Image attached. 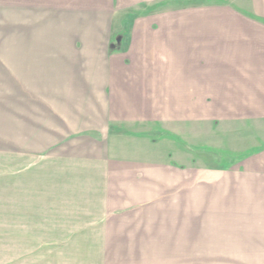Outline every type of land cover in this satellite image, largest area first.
Instances as JSON below:
<instances>
[{
	"label": "crops",
	"instance_id": "0c3cea01",
	"mask_svg": "<svg viewBox=\"0 0 264 264\" xmlns=\"http://www.w3.org/2000/svg\"><path fill=\"white\" fill-rule=\"evenodd\" d=\"M125 1L19 2L64 20L77 42L98 28L77 58L93 59L94 72L75 89L79 107L90 100L100 116L77 112L85 125L66 136L68 119L53 115L50 146L0 147V264H264V145L213 167L177 130L195 120L264 124V4L253 13L223 0L151 15L130 7L113 40ZM178 1L190 0H143ZM163 123L170 136L156 135Z\"/></svg>",
	"mask_w": 264,
	"mask_h": 264
},
{
	"label": "rangeland",
	"instance_id": "374dc122",
	"mask_svg": "<svg viewBox=\"0 0 264 264\" xmlns=\"http://www.w3.org/2000/svg\"><path fill=\"white\" fill-rule=\"evenodd\" d=\"M207 1L211 5L214 3L213 0H190L153 8L150 6L152 4L143 2V0L137 2L126 0V4L122 5L124 8L120 11L115 10L112 14V38L116 33L125 29L121 25L126 17L125 10L130 7H133L137 13L145 12L151 15L156 10L155 13H168L172 8H178L179 12L180 8H185L182 11L191 7L201 9V7L207 6ZM223 1L248 13H253V9L259 11V4H264V0ZM19 2L20 0H0V147L43 149L50 146L51 142L58 141L57 138L51 139L46 132L49 127L51 131L53 130L51 122L56 120L55 117H53L54 120L51 118L53 115H62L68 119L66 123L60 124V126L63 125L65 131L62 134L66 136L74 131L78 132L85 125L78 121L79 119L76 117L78 114L81 115L82 112H85V116L88 114L95 117L100 116L99 108L89 105L92 103L90 100H86L87 106L84 110L79 107L78 104L83 102L80 100L82 95L79 94V90L75 89L83 81V72H94L93 59L87 56L79 62L77 58L89 53L91 33L98 31V28L92 27L87 38H83V41L80 39L82 42H77L74 40V36L77 37L73 32L74 28L63 24L64 20L53 17L43 19L39 11L35 12V9L31 8L26 9ZM149 9H152V12H149ZM188 17H190L189 14L178 13V18ZM99 33L98 31L97 34ZM120 41L121 39L118 38L116 44L120 45ZM114 52L115 49L111 51V54ZM28 62H34V64L27 65ZM64 81L66 84L63 83ZM201 109V107L194 108L195 113H201ZM79 111H82L81 114L77 113ZM95 112H97V116ZM60 118L62 117L60 116ZM219 125L221 126L219 127ZM263 125L218 124L217 122L205 123L195 120L191 123L177 125V130L179 134L182 131L184 136L187 133L188 136L193 137V142H191L193 154L198 155L199 159L202 155H207L203 161L206 162L205 165L223 167L225 165L219 166V159L221 162L228 163L226 165L228 166L240 157L238 155L240 149L247 148L246 153H250V146L253 145L256 148L255 145L258 144L260 148L264 145V138L261 137L264 136V131H261L264 130ZM130 126L131 129L150 131L147 126L142 127L141 124H131ZM251 126H256L253 131H256L254 136L257 134V141L247 138ZM159 127L161 128H155L156 135L159 136V132H163V135L167 136L165 131L169 130L170 125L163 123ZM123 131L125 132V129ZM125 134L127 133L125 132ZM131 135H124V137H133ZM175 137L174 141L179 144V149L185 150L182 135ZM244 137L245 139H243ZM133 144L135 142L131 146ZM218 148L220 149L217 150ZM197 163L199 162L197 161Z\"/></svg>",
	"mask_w": 264,
	"mask_h": 264
}]
</instances>
